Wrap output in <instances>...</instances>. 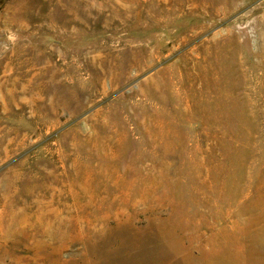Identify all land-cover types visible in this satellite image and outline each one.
<instances>
[{
	"label": "rangeland",
	"instance_id": "374dc122",
	"mask_svg": "<svg viewBox=\"0 0 264 264\" xmlns=\"http://www.w3.org/2000/svg\"><path fill=\"white\" fill-rule=\"evenodd\" d=\"M0 264H264V0H0Z\"/></svg>",
	"mask_w": 264,
	"mask_h": 264
}]
</instances>
